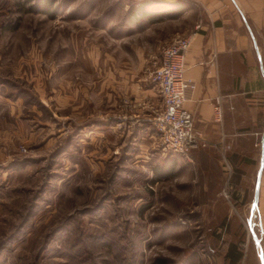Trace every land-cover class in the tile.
Returning a JSON list of instances; mask_svg holds the SVG:
<instances>
[{
    "label": "rangeland",
    "instance_id": "1",
    "mask_svg": "<svg viewBox=\"0 0 264 264\" xmlns=\"http://www.w3.org/2000/svg\"><path fill=\"white\" fill-rule=\"evenodd\" d=\"M45 2L0 0V264H229L231 242L248 250L264 125L248 118L239 149L162 150L153 71L185 34L156 45L138 0Z\"/></svg>",
    "mask_w": 264,
    "mask_h": 264
},
{
    "label": "crops",
    "instance_id": "2",
    "mask_svg": "<svg viewBox=\"0 0 264 264\" xmlns=\"http://www.w3.org/2000/svg\"><path fill=\"white\" fill-rule=\"evenodd\" d=\"M138 4L145 7L142 11L150 20L146 29L154 32L156 45L178 32L191 39L185 75L196 82V87L188 91L185 107L193 113L199 146L212 150L242 148L236 138L245 132L247 119L264 125V0H138ZM183 16L190 24L171 25ZM233 158L237 165L235 160L242 157L234 154ZM263 172L257 234L264 256ZM248 209L251 214V207ZM247 252L248 264H263L256 243L249 241L244 257Z\"/></svg>",
    "mask_w": 264,
    "mask_h": 264
},
{
    "label": "built area",
    "instance_id": "3",
    "mask_svg": "<svg viewBox=\"0 0 264 264\" xmlns=\"http://www.w3.org/2000/svg\"><path fill=\"white\" fill-rule=\"evenodd\" d=\"M190 45L189 36L175 35L163 47L160 62L153 71L161 97L160 106L153 111L160 147L182 154L200 145L193 113L185 107L188 91L196 87V82L185 75V56Z\"/></svg>",
    "mask_w": 264,
    "mask_h": 264
},
{
    "label": "water",
    "instance_id": "4",
    "mask_svg": "<svg viewBox=\"0 0 264 264\" xmlns=\"http://www.w3.org/2000/svg\"><path fill=\"white\" fill-rule=\"evenodd\" d=\"M264 168V136H263V150H262V159L261 164L257 173V181L255 184L254 193L252 196V201L250 204L251 207V214H250V233L252 240L251 243L254 242L257 244V248L259 250V254L264 264V256L261 251V248L258 246V234H257V227H258V205H259V198H260V184H261V177Z\"/></svg>",
    "mask_w": 264,
    "mask_h": 264
},
{
    "label": "trees",
    "instance_id": "5",
    "mask_svg": "<svg viewBox=\"0 0 264 264\" xmlns=\"http://www.w3.org/2000/svg\"><path fill=\"white\" fill-rule=\"evenodd\" d=\"M54 0H49L48 3L45 2L44 4V10L47 12L49 8L53 7ZM36 8V7H35ZM34 10V8L32 7ZM245 254V242L240 241H233L229 244L227 251H226V257L229 260V264H240L241 260L243 259Z\"/></svg>",
    "mask_w": 264,
    "mask_h": 264
}]
</instances>
